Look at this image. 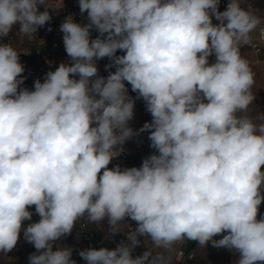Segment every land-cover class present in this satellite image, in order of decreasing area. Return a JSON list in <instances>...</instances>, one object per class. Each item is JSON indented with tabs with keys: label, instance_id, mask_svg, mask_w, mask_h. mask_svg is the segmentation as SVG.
Instances as JSON below:
<instances>
[{
	"label": "clouds",
	"instance_id": "clouds-1",
	"mask_svg": "<svg viewBox=\"0 0 264 264\" xmlns=\"http://www.w3.org/2000/svg\"><path fill=\"white\" fill-rule=\"evenodd\" d=\"M245 2L221 12L219 0H78L89 23L65 18L70 61L34 90L19 87L28 49L0 42V252L16 246L34 205L40 220L24 238L38 254L29 264H76L73 249L54 242L85 217L107 218L111 234L125 217L137 224L113 250H81L86 264H173L186 240L234 250L237 264L264 262V113L250 114L255 73L241 53L257 30L264 37V17ZM61 6L0 0V41L14 30L31 40L51 21L47 9ZM106 57L115 71L104 77L97 61ZM125 81L152 116L138 131ZM144 131L158 154L109 169ZM141 237L148 250L133 258Z\"/></svg>",
	"mask_w": 264,
	"mask_h": 264
},
{
	"label": "crops",
	"instance_id": "crops-1",
	"mask_svg": "<svg viewBox=\"0 0 264 264\" xmlns=\"http://www.w3.org/2000/svg\"><path fill=\"white\" fill-rule=\"evenodd\" d=\"M67 0H64L62 6L59 8H64ZM230 2V0H229ZM42 6V5H41ZM40 6V7H41ZM245 6V5H242ZM39 7V8H40ZM247 7V6H245ZM51 28V31L48 29ZM20 38L18 37V40ZM58 40L60 50L64 49L63 43V33L60 31L56 22H50L47 27L38 28L35 33V37L31 40L28 38L24 39V45L30 48H47L50 43L54 40ZM247 47V46H246ZM249 48V47H247ZM250 49V48H249ZM251 50V49H250ZM252 52V51H251ZM253 53V52H252ZM254 55V54H253ZM255 57V55H254ZM24 65V72L21 74L25 79L24 83L20 85V88H27L29 90H34V82L39 79L41 82L44 81L46 76V71L42 62L38 58H32L30 60L22 61ZM111 64V61L107 64ZM264 65V64H263ZM42 68L43 71H39ZM127 83V82H125ZM19 90V89H18ZM135 100L134 107V117H133V126L134 130H139L144 123L151 121L149 113L146 111V103L143 99H136L137 94L129 95ZM149 132L144 131L137 136H134L132 139H129L123 145V149L129 152L130 158L135 161L139 166L142 165V162L145 158L154 154L152 148L150 147L151 141L149 140ZM264 170V167L261 169ZM28 210L32 213L31 220H25L22 222V228L20 232V238L16 246L6 254L0 252V264H17V258L29 257L33 253H37V250L31 243H28L24 238V229L31 223L38 222L40 220V216L35 212V206H29ZM264 218V214L258 216L257 219ZM87 223H89L85 218H83ZM128 217H125L122 231L111 234L110 233V225L108 224L107 218L101 221L99 224L95 222L89 223L91 226L95 228L100 236L106 237L109 240H116L124 235L126 230ZM77 234V227L73 228V231L70 235L62 236L59 240L55 241V246L59 247H68V244ZM227 233L219 234L213 239L219 240L226 235ZM142 246L137 252V256H141L146 250H148L147 245L145 244V240L149 239L146 237H141ZM181 245L177 246V249ZM43 251V250H42ZM186 255L184 257H176V252L174 253L173 264H237L239 259V254L234 250H230L224 247H213L211 242H209L206 246L201 247L198 243L190 248L185 247ZM38 254V253H37ZM190 255H193V258H190ZM136 256V257H137ZM72 258V257H71ZM25 264H27L25 262ZM257 264H264V262H257Z\"/></svg>",
	"mask_w": 264,
	"mask_h": 264
},
{
	"label": "built area",
	"instance_id": "built-area-1",
	"mask_svg": "<svg viewBox=\"0 0 264 264\" xmlns=\"http://www.w3.org/2000/svg\"><path fill=\"white\" fill-rule=\"evenodd\" d=\"M229 3V0H219V11L223 12L227 8V4ZM245 7V6H242ZM45 6L42 5L39 8V11L43 12L45 11ZM52 17L50 22H56L57 26L60 29V25L64 22L65 18L69 15H72L75 22L85 25L89 23L87 13L81 14L78 0H67L64 8H48L47 9ZM48 22L45 26L39 27L44 28L49 25ZM107 34H105L106 36ZM99 36V32L93 28L90 30V39H95ZM18 35H16V30L13 31V33H10L9 37L4 38L2 43H9L11 42L14 47H17L19 49L25 50L28 49V54H21L20 55V62L24 60H30L32 58H38L43 66L44 69L47 72L49 71H55L56 68L59 66L60 63H68L70 61V58L68 57L65 48L63 50H60V46L58 43V40L54 39L50 45L47 48H30L24 45V39L21 38L18 40ZM33 39V38H32ZM255 55L258 62H261L264 64V37H261L259 34V30L257 32L253 33V44L247 45ZM120 50H117V53ZM116 53V54H117ZM110 62V60L106 57L101 60L97 61V67L99 75L107 77L109 74V71L113 72L111 69L106 70L105 66ZM75 79H78L79 77H73ZM126 88L128 89V94H137L132 91L131 85L127 82L125 83ZM133 119L129 121V126H133ZM116 165H119L121 169L123 168H131V167H140L135 161H133L130 158V154L128 151L124 149V151L119 155L118 157L114 158L110 164L107 166L109 169L114 168ZM264 171V170H263ZM103 170H101V173L99 175H102ZM264 214V201H262L261 205L258 209V216ZM77 227V234L75 237L71 240V242L68 244V247L73 249L72 252V259L76 261V264H86V261H84L80 256L79 252L84 249L88 248H107L109 250L115 249L122 241L127 243V233L129 230H135L137 227V224L135 221H132L130 218L127 220L126 230L123 236L120 238H117L116 240H109L106 237L100 236L98 232L95 230L93 226H91L89 223H87L83 218L77 221L76 223ZM189 240H186L178 249L176 252V257H184L186 255L185 247L187 246ZM55 246V243H54ZM142 246V240L139 246H137L133 252L132 256L135 258L137 256L138 250ZM190 258H193V255H190Z\"/></svg>",
	"mask_w": 264,
	"mask_h": 264
},
{
	"label": "rangeland",
	"instance_id": "rangeland-1",
	"mask_svg": "<svg viewBox=\"0 0 264 264\" xmlns=\"http://www.w3.org/2000/svg\"><path fill=\"white\" fill-rule=\"evenodd\" d=\"M63 2H64V0H62V3ZM248 3H250L254 9L258 10V13L262 17H264V0H246V2L242 5L247 6ZM212 22H213V24L219 23V21L215 20L214 17H213ZM241 53L244 57H246L251 62V67L255 73L256 83H255L254 88H253V91L255 92V99L253 101V105L250 106V114L255 115L256 113H264V65L261 62L257 61L256 57H254L251 50L249 48H247L246 46H244L241 49ZM124 54H126V53L124 51L120 50L116 55L119 56V55H124ZM208 61H209V64L215 63V55L213 54L212 56H210L208 58ZM110 69L113 72L115 71V67H111ZM39 71H43L42 68ZM125 82H127V81H125ZM149 115H150V118L152 121V116L150 113H149ZM149 134H150V132H149ZM152 151L155 154H158L156 152V150L153 148H152ZM120 223L123 225L124 220L121 221ZM54 250H55V248H54ZM17 259H18L17 264H25V262L27 264H29V257H27V258L22 257V258H17Z\"/></svg>",
	"mask_w": 264,
	"mask_h": 264
},
{
	"label": "trees",
	"instance_id": "trees-1",
	"mask_svg": "<svg viewBox=\"0 0 264 264\" xmlns=\"http://www.w3.org/2000/svg\"><path fill=\"white\" fill-rule=\"evenodd\" d=\"M197 243H198L197 241H191V240H189V241H188V244H187V248L193 247V246H195Z\"/></svg>",
	"mask_w": 264,
	"mask_h": 264
}]
</instances>
